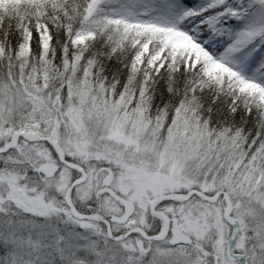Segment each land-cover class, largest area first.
<instances>
[{
  "label": "snow or ice",
  "instance_id": "1",
  "mask_svg": "<svg viewBox=\"0 0 264 264\" xmlns=\"http://www.w3.org/2000/svg\"><path fill=\"white\" fill-rule=\"evenodd\" d=\"M0 264H264V0H0Z\"/></svg>",
  "mask_w": 264,
  "mask_h": 264
}]
</instances>
